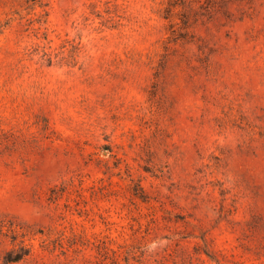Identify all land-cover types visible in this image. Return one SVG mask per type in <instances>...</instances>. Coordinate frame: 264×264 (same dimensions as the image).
Masks as SVG:
<instances>
[{"label": "rangeland", "instance_id": "obj_1", "mask_svg": "<svg viewBox=\"0 0 264 264\" xmlns=\"http://www.w3.org/2000/svg\"><path fill=\"white\" fill-rule=\"evenodd\" d=\"M0 264H264V0H0Z\"/></svg>", "mask_w": 264, "mask_h": 264}]
</instances>
